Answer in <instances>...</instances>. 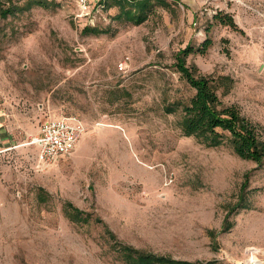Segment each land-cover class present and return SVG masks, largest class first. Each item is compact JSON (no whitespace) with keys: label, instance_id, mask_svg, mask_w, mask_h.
Wrapping results in <instances>:
<instances>
[{"label":"rangeland","instance_id":"obj_1","mask_svg":"<svg viewBox=\"0 0 264 264\" xmlns=\"http://www.w3.org/2000/svg\"><path fill=\"white\" fill-rule=\"evenodd\" d=\"M13 1L16 12L0 17V264H124L108 230L176 260L253 264L255 249L264 261V166L182 133L195 90L175 67L180 51L211 39L188 65L231 77L223 102L264 137V0H167L139 26L117 22L116 8L100 20L98 0L89 15L74 0L28 10L27 0ZM97 19L108 34H83ZM172 105L181 106L168 113ZM70 115L86 134L72 155L39 165L40 127ZM241 198L246 208L219 233ZM67 204L89 222H72Z\"/></svg>","mask_w":264,"mask_h":264},{"label":"trees","instance_id":"obj_2","mask_svg":"<svg viewBox=\"0 0 264 264\" xmlns=\"http://www.w3.org/2000/svg\"><path fill=\"white\" fill-rule=\"evenodd\" d=\"M173 1L177 3V0ZM7 2L10 4L8 7H6ZM15 4L13 0H0V17L5 19L14 14L19 8ZM49 4L48 0H27L22 9L28 10L35 5L47 8ZM170 7L167 0H100L96 5L95 12L102 20L106 11L116 8L118 9L115 16L117 22L139 26L145 23L151 15L156 14L159 8L169 9ZM215 19L225 26L237 28L233 17L229 15L219 14ZM98 24V19L94 25L89 23L84 28L83 34L97 36L108 34V31L98 27ZM211 45V39H207L200 48L194 49L188 46L176 57L175 67L178 73L195 90V95L189 103L182 107L179 128L185 136L194 137L209 147L227 145L240 158L252 161L258 167H262L264 166V137L259 125L243 115L239 107L226 105L222 100V97L230 91L233 79L229 76L203 75L197 65H188L187 63L191 54L205 53ZM180 106L167 107L168 113H175L180 109ZM243 191H245V187ZM241 207L246 208L244 198H241L237 205L228 212L219 233L228 232L233 227L229 217ZM65 212L68 218L77 224L90 220V215L84 214L72 204L66 205ZM98 222L102 221L98 219ZM107 234L113 241V250L124 264H199L140 250L118 242L110 230L107 231ZM209 234L215 244L217 242L216 234L213 231H210Z\"/></svg>","mask_w":264,"mask_h":264},{"label":"built area","instance_id":"obj_3","mask_svg":"<svg viewBox=\"0 0 264 264\" xmlns=\"http://www.w3.org/2000/svg\"><path fill=\"white\" fill-rule=\"evenodd\" d=\"M84 15L92 11L90 0H74ZM100 0H98L99 2ZM97 2V3H98ZM95 7L96 8V5ZM94 25V20L90 21ZM124 69V63L121 64ZM87 132V126L76 115L60 116L50 119L42 124L38 135L33 139V144L38 147L37 160L39 165L51 166L65 157L72 155L79 140ZM251 257L258 255L255 249H251ZM264 254V252H263ZM256 260L260 261L258 258Z\"/></svg>","mask_w":264,"mask_h":264},{"label":"bare ground","instance_id":"obj_4","mask_svg":"<svg viewBox=\"0 0 264 264\" xmlns=\"http://www.w3.org/2000/svg\"><path fill=\"white\" fill-rule=\"evenodd\" d=\"M103 126H105V125H103ZM117 128H120L121 130H123L121 127H117ZM150 169H153V168L151 167ZM248 261H250L253 264H264V261H258V260L255 259V257H252Z\"/></svg>","mask_w":264,"mask_h":264},{"label":"crops","instance_id":"obj_5","mask_svg":"<svg viewBox=\"0 0 264 264\" xmlns=\"http://www.w3.org/2000/svg\"><path fill=\"white\" fill-rule=\"evenodd\" d=\"M0 137H5V133L3 134L2 133V135L0 134ZM82 138H83V136H82ZM82 138L79 140V142H78V144L80 143V141L82 140ZM1 139V138H0ZM3 140V139H2ZM78 144H77V146H78ZM36 146V145H35ZM77 146H76V148H77ZM37 147V146H36ZM37 150H38V147H37Z\"/></svg>","mask_w":264,"mask_h":264}]
</instances>
